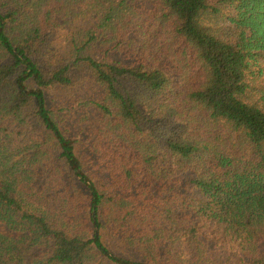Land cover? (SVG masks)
<instances>
[{"label":"trees","instance_id":"16d2710c","mask_svg":"<svg viewBox=\"0 0 264 264\" xmlns=\"http://www.w3.org/2000/svg\"><path fill=\"white\" fill-rule=\"evenodd\" d=\"M0 264H264V0H0Z\"/></svg>","mask_w":264,"mask_h":264}]
</instances>
